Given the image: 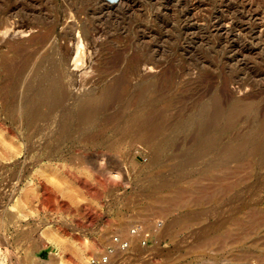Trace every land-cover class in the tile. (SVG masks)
<instances>
[{
	"label": "rangeland",
	"instance_id": "obj_1",
	"mask_svg": "<svg viewBox=\"0 0 264 264\" xmlns=\"http://www.w3.org/2000/svg\"><path fill=\"white\" fill-rule=\"evenodd\" d=\"M102 1L83 0L91 9L104 6L106 13ZM109 1L117 4L115 9L125 7L123 0ZM165 1L135 0L138 8L127 15L115 11V21H98L109 22L111 34L95 37L104 45L99 51L84 46L88 60L80 68L70 60L66 81L76 85L67 106L82 94H99L120 73H94L89 67L93 59L125 47L131 56L138 40L151 41L162 66L172 64L179 72L173 94L162 104L173 102L172 108L187 119L179 118L149 140L139 127L127 135L129 111L121 121L105 118L91 127L54 118L29 124L0 111V264H86L116 234L129 238L130 248L114 254L110 264H264V150L250 151L251 140L264 135V0H181L164 7ZM37 4L42 6L36 5L41 11L34 20L58 23L53 40L58 46L66 44L60 35L70 23L80 26L79 20L87 18L90 24L86 14L76 15L70 0ZM184 9L190 10L188 15L176 22L174 11ZM138 10L144 16L137 20ZM157 16L192 29L180 36L173 26H161ZM5 20L0 18V104L34 93L26 85L30 76L21 77L16 68L20 59L15 45L32 33L22 31L15 14ZM141 23L146 28L139 33ZM79 34L74 30L75 41ZM73 41L67 44L73 47ZM159 73L160 68L152 67L142 72L151 77ZM228 77L232 80L225 85ZM209 85H225L230 100L243 99L257 109L224 119L221 132L205 139L190 118ZM41 254L45 260L39 259Z\"/></svg>",
	"mask_w": 264,
	"mask_h": 264
},
{
	"label": "bare ground",
	"instance_id": "obj_2",
	"mask_svg": "<svg viewBox=\"0 0 264 264\" xmlns=\"http://www.w3.org/2000/svg\"><path fill=\"white\" fill-rule=\"evenodd\" d=\"M70 1L76 7L75 8L76 15H79V13L86 14L88 16V20L90 21V24H88L87 23L88 21L85 20L87 18L83 20H79L81 21L80 26H76L75 24L77 23L75 24L68 23L69 25L63 31H61L62 34L60 35L62 36V40L64 39L66 44L58 46L54 44L53 41L54 38L56 37V30L58 24L57 21L48 20L46 22L47 19L46 18L45 23H43L41 19L42 17H39L40 19L38 20H34L36 16V12L38 11V9L36 8V5L38 6L39 4V3L37 4V0H22L16 4L12 3L13 2L12 0H0L1 21H6L5 20L6 17H11V15L15 14V16L17 15V17L19 16L20 18L18 22H19V27L24 29V30L22 29V31L24 33H26V31H28V33L29 32L32 33L30 37L26 39V41L24 40V42L20 44V46L17 45L18 43L16 42L17 43L15 44L16 47L17 46L19 47L18 55L20 60H17L18 62L16 63L18 64L17 67L16 66L15 67L17 68L18 73L21 77H24L26 74L30 76V78H28L29 81H27L26 85L27 88L32 89L34 91L33 95L27 96L24 100H19V101L13 100L12 102H5L0 104V111H6L10 118L15 120L25 121L29 124H34L38 120L46 121V119L48 120L49 118L52 119L54 118L55 120H57V122L60 121L61 123L62 122L70 123L72 121L73 122L76 121L80 125H87L89 127L95 125L101 119H105V118L107 122H113V121L116 122L117 120L121 121V117L122 115H124V112L129 111L130 117L129 119L127 118L128 122L130 123L129 128L125 124H123L128 128L127 131L125 130L127 132V135H130L133 132L135 133L134 130L136 129V127H139L138 130L141 129L140 133L144 136H147L149 140H154L155 138H157L158 135L162 134L165 130L170 129L174 125H176V121L179 118L184 117L182 110L178 109L176 111L175 109H173L172 106H175V104H173V102L169 100L166 102L165 105H163L162 103L167 99V97L171 93L173 94V90L176 86V78L179 72L172 64H168V66L165 67L162 66L164 65L163 59L160 57L158 58L156 51L153 49V45L149 44L151 41L149 43L147 42L141 43V41L136 40L138 42L137 43L138 45L136 44V46H134L135 50H133L134 53H131L132 54L131 56L127 55L126 47L123 49L122 48L119 49V51L116 50L117 52H115L114 50L111 49L110 46L112 44L110 43L111 44V45L109 44L110 45L109 49H111V51L109 52L110 56H106L104 57V59L101 60L93 59L90 63L88 62L90 65L89 67H92L94 73L97 72L99 74H102L103 77L111 76L116 71H119L120 73L116 75V77H114L112 83L105 84L104 86H102L99 94H94L92 92L82 94L81 96L77 97L72 104L67 106L68 104L67 98L69 96L70 89L72 86L76 85L75 81L73 80L66 81L67 71H68L67 67L69 65L70 60L73 58L75 62L74 64L79 68L81 66L79 63L85 64L87 62L86 60L88 59L85 60V55L83 54L84 46L87 44L89 47L95 50L96 49L98 50V48H100L102 43L101 42L98 43L95 37L97 35L99 36L100 34H105V35L111 34V28L106 24L109 23L107 22L108 19L115 21L113 20V18L116 16H114L113 13L115 11L117 12L122 11V14L127 15L130 11H133L135 7H137L138 5L135 2V0H123L125 2L124 3L125 7L121 6L122 8L119 7V9H115V7H117L116 6L117 4H114L109 0H105L102 1V3L106 2L105 4H107L108 7L106 6L107 12L105 11L106 13H104V10L106 9L104 8V6H102L103 8L98 11L97 9H95L94 7L95 5L92 6L91 4V7L92 8L94 7V9H91L88 6V4L87 5L84 4L83 0H70ZM173 1L182 2L181 0H168L162 3V5H164V7H167L170 4H172ZM189 11H190L189 9H184V11L175 10L174 12H176V15L175 14L174 15L177 16L176 22L178 21L180 22L183 16L188 15ZM39 12L37 13L40 14ZM136 12H137L136 16L133 18L140 19V17L144 16L141 10L140 11L138 10ZM174 12L172 11V13ZM118 15L120 14L118 13ZM50 18H52V16H50ZM101 19L107 20L106 23H102L105 26L101 24L102 21ZM99 20L101 21L98 22ZM156 20H158L161 26L164 27L173 26L172 31L178 33V35L180 36L187 34L192 29L190 26L182 25V23H177V24L175 23L174 25L165 18L163 19L161 16H157ZM136 27L139 33L141 31L140 28H146L145 25H142V23L138 24ZM36 29L37 32L33 33V30ZM76 29L79 30L80 36H78V38L75 41L73 32L74 30L76 31ZM72 40H74L73 41L74 46L70 47L67 43L71 42ZM14 43L12 42L11 45H13ZM133 44L135 45L134 42ZM111 54L113 55L111 56ZM97 56H99V54ZM150 67L157 69L160 68V73L157 76H152V77L149 75H143L142 74L143 70L148 69ZM25 77L28 76L26 75ZM134 77L139 78L135 84L132 83V78ZM206 80H207V76H206ZM224 80L226 82L224 81L223 82L225 83V85H227L226 83L232 80V78L228 77L225 78ZM242 84L243 82L241 83V85ZM212 85H209L206 88H204V90H202V93L199 94L195 103L196 111L190 118L192 122L196 125L199 135L205 139H209L211 136L217 135L218 133L221 132L222 129L221 123L223 122L224 119L230 118L233 120L242 111L245 110L255 111L257 109V106L252 102H245L243 99H237L235 101L230 100V94L225 89V85H223L219 89H214L213 88L214 86ZM200 90L201 89H198L197 92H201ZM171 109L175 110L176 112L174 114L173 113L171 114L170 113ZM184 119L186 120L187 118L184 117ZM57 126L59 125L57 124ZM61 126L63 128V125ZM7 129L9 131H12L11 128H7ZM156 148L158 150H163L162 146L160 145H156ZM262 150H264V135H259L251 140L250 151L253 153H259ZM89 190L92 191L91 193H93L94 196H100L99 191L94 189H89ZM45 195H47V193H45ZM128 240L130 239L128 238ZM113 257L114 255L112 256V258Z\"/></svg>",
	"mask_w": 264,
	"mask_h": 264
},
{
	"label": "built area",
	"instance_id": "obj_3",
	"mask_svg": "<svg viewBox=\"0 0 264 264\" xmlns=\"http://www.w3.org/2000/svg\"><path fill=\"white\" fill-rule=\"evenodd\" d=\"M139 229H135L134 233H138ZM130 248L129 241L123 236L116 234L112 237L105 251L98 255L88 258L86 264H110L112 256L119 251H127Z\"/></svg>",
	"mask_w": 264,
	"mask_h": 264
},
{
	"label": "crops",
	"instance_id": "obj_4",
	"mask_svg": "<svg viewBox=\"0 0 264 264\" xmlns=\"http://www.w3.org/2000/svg\"><path fill=\"white\" fill-rule=\"evenodd\" d=\"M40 260H45V255L42 256V254L39 256Z\"/></svg>",
	"mask_w": 264,
	"mask_h": 264
}]
</instances>
